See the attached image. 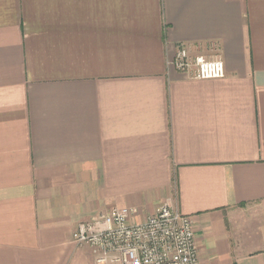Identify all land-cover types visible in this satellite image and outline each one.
I'll return each instance as SVG.
<instances>
[{
	"label": "crops",
	"instance_id": "1",
	"mask_svg": "<svg viewBox=\"0 0 264 264\" xmlns=\"http://www.w3.org/2000/svg\"><path fill=\"white\" fill-rule=\"evenodd\" d=\"M164 201L201 264H264V0H0V264H92L80 222Z\"/></svg>",
	"mask_w": 264,
	"mask_h": 264
},
{
	"label": "built area",
	"instance_id": "2",
	"mask_svg": "<svg viewBox=\"0 0 264 264\" xmlns=\"http://www.w3.org/2000/svg\"><path fill=\"white\" fill-rule=\"evenodd\" d=\"M173 64L196 79H221L227 74L221 58L192 56L184 45L178 47ZM72 239L90 248L92 264H201L192 217L169 201L143 221L135 220L127 207L99 211L77 225Z\"/></svg>",
	"mask_w": 264,
	"mask_h": 264
}]
</instances>
